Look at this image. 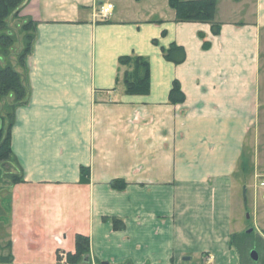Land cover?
<instances>
[{
  "label": "crops",
  "instance_id": "0c3cea01",
  "mask_svg": "<svg viewBox=\"0 0 264 264\" xmlns=\"http://www.w3.org/2000/svg\"><path fill=\"white\" fill-rule=\"evenodd\" d=\"M105 3L109 18L94 19ZM19 16L34 38L10 130L24 182L0 190L10 264H57L76 234L87 264H240L231 235L264 240V0H215L217 35L178 21L167 0H28ZM170 44L183 63L163 58ZM125 55L148 59V94L116 82Z\"/></svg>",
  "mask_w": 264,
  "mask_h": 264
},
{
  "label": "trees",
  "instance_id": "16d2710c",
  "mask_svg": "<svg viewBox=\"0 0 264 264\" xmlns=\"http://www.w3.org/2000/svg\"><path fill=\"white\" fill-rule=\"evenodd\" d=\"M28 0H0V190L24 182L21 169L10 147V130L14 121V112L19 105L26 103L28 99V87L25 79V59L31 51L34 38V23L24 21L20 30L23 33L22 48L15 57V65L9 62L12 55L11 49L16 43V38L8 29V20L18 19L23 5ZM168 5L174 9L176 19L180 22L209 23L211 33L217 35L220 25L214 22L215 0H167ZM201 36V35H200ZM202 37V36H201ZM153 43H156L155 40ZM204 48L208 47L203 42ZM163 58L173 64H181L185 60V51L181 46L170 44L167 48H161ZM118 65L125 67L122 76L117 77L116 82L121 83L126 95H146L150 87L149 61L146 57L138 55H125L118 58ZM19 68V69H18ZM184 94L178 82H173L169 91L171 103H181ZM15 164L19 173L7 172V167ZM89 169L80 168V182L88 181ZM126 182L121 179L111 180L109 186L118 191L126 187ZM105 219V218H104ZM114 230H123L124 224L117 218L110 219ZM229 245L238 257L240 264H264V240L253 231H243L230 237ZM251 250L256 251L258 260L253 261L249 255ZM261 250L260 255L258 251ZM66 264H87L90 262L89 238L76 234L74 239V251L65 252ZM13 261L10 243L0 246V264H10ZM57 261H60L59 251Z\"/></svg>",
  "mask_w": 264,
  "mask_h": 264
},
{
  "label": "rangeland",
  "instance_id": "374dc122",
  "mask_svg": "<svg viewBox=\"0 0 264 264\" xmlns=\"http://www.w3.org/2000/svg\"><path fill=\"white\" fill-rule=\"evenodd\" d=\"M25 20H23L22 18H20V16H18V19H10L8 20V29L10 30V33L16 38V43L13 45V48L11 49L12 51V55L10 56L9 62L12 63L13 65H15V53L20 50V48H22V39H23V33L20 30L21 24L24 23ZM6 61H1L0 64L3 65ZM19 69V68H18ZM7 172L10 173H19L18 171V167L13 164L7 167ZM250 202H249V207L244 210L242 212V214L240 215V222L243 225L249 226L250 224L252 225V218H250L249 220L247 219V215L251 216V210H252V206H250ZM254 232V230H253ZM258 253L261 255L262 251L259 250ZM189 257V256H186ZM184 264H195V262L193 263H187L184 262Z\"/></svg>",
  "mask_w": 264,
  "mask_h": 264
},
{
  "label": "built area",
  "instance_id": "2783aa9c",
  "mask_svg": "<svg viewBox=\"0 0 264 264\" xmlns=\"http://www.w3.org/2000/svg\"><path fill=\"white\" fill-rule=\"evenodd\" d=\"M112 9H113V5L110 4V3L101 4L94 11L93 18L94 19H98L100 21H105L111 15ZM262 180L264 181V176L262 177ZM59 256H60V261L58 262V264H66V262H65V259H66L65 258V254L64 253H59ZM208 260H210V259H208Z\"/></svg>",
  "mask_w": 264,
  "mask_h": 264
},
{
  "label": "water",
  "instance_id": "95a60500",
  "mask_svg": "<svg viewBox=\"0 0 264 264\" xmlns=\"http://www.w3.org/2000/svg\"><path fill=\"white\" fill-rule=\"evenodd\" d=\"M246 232H247V233H250V232H252V230L249 229V230H247ZM249 255H250V257H251V259H252L253 261H257V260H258V255H257L256 251L251 250V251L249 252ZM190 259H191L190 257H184V258H183L184 261H189Z\"/></svg>",
  "mask_w": 264,
  "mask_h": 264
}]
</instances>
